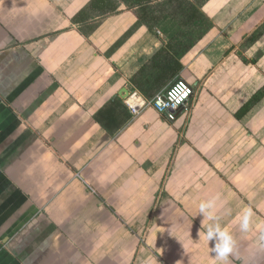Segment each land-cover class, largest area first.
I'll return each mask as SVG.
<instances>
[{
    "label": "crops",
    "instance_id": "0c3cea01",
    "mask_svg": "<svg viewBox=\"0 0 264 264\" xmlns=\"http://www.w3.org/2000/svg\"><path fill=\"white\" fill-rule=\"evenodd\" d=\"M89 1L0 0V264H214L211 197L229 264H264V0L205 1L185 52L171 18L79 15ZM176 79L193 95L174 122L146 109L111 134L94 118Z\"/></svg>",
    "mask_w": 264,
    "mask_h": 264
},
{
    "label": "trees",
    "instance_id": "16d2710c",
    "mask_svg": "<svg viewBox=\"0 0 264 264\" xmlns=\"http://www.w3.org/2000/svg\"><path fill=\"white\" fill-rule=\"evenodd\" d=\"M116 1L117 0H90L86 6V9L82 10L79 15L85 14L86 11L98 12L103 15L116 11L119 2ZM151 1L153 0H120V2L125 4L139 6L137 17L140 21L146 24L156 23L165 17V15H168L172 17V19L175 20L179 26L187 29L191 26L198 27L204 25L202 27V32L199 36V39L202 37L203 31L209 27L203 15L198 10V7H200L207 0H164L160 5L161 10L165 13L159 16H155L153 14V5H148V3ZM87 15L88 14L86 13L85 16ZM192 45L193 44L185 45L184 48H182V52H185L187 49L191 48ZM262 92V90L258 91L251 99V102L259 101L263 94ZM129 116V112H127L125 105L114 99L110 100L106 105H104L95 114L94 118L97 123H99L104 129L112 134L125 124Z\"/></svg>",
    "mask_w": 264,
    "mask_h": 264
},
{
    "label": "clouds",
    "instance_id": "9594fccd",
    "mask_svg": "<svg viewBox=\"0 0 264 264\" xmlns=\"http://www.w3.org/2000/svg\"><path fill=\"white\" fill-rule=\"evenodd\" d=\"M218 197L202 200L198 205V214L208 223L205 225L204 238L212 244L211 253L214 264H229V258L235 251V241L230 231L221 224L217 211ZM238 225L242 232H247L252 226V211L244 209L238 217Z\"/></svg>",
    "mask_w": 264,
    "mask_h": 264
},
{
    "label": "built area",
    "instance_id": "2783aa9c",
    "mask_svg": "<svg viewBox=\"0 0 264 264\" xmlns=\"http://www.w3.org/2000/svg\"><path fill=\"white\" fill-rule=\"evenodd\" d=\"M192 95V87L184 80L176 79L163 92L149 100L133 91L123 102L132 118L138 117L146 109H152L168 121L174 122L177 112L189 102Z\"/></svg>",
    "mask_w": 264,
    "mask_h": 264
},
{
    "label": "rangeland",
    "instance_id": "374dc122",
    "mask_svg": "<svg viewBox=\"0 0 264 264\" xmlns=\"http://www.w3.org/2000/svg\"><path fill=\"white\" fill-rule=\"evenodd\" d=\"M162 1H164V0H153L150 3H148V5H151V4L153 5L152 12L155 16H159V15L165 13L161 10L160 4ZM116 2H118V7H122L124 5V4H121L123 2H120V0H117ZM126 6L129 8H133V7L136 8L135 12L138 14L139 6L132 5V4H125V7ZM167 18H171V20H173L172 17H170L168 15H165V17H163L162 19H167ZM173 21L176 23V25L178 27L177 31L173 35V39L176 40V42L180 43V45H182V47L185 45H191V44L195 45L197 40H199V36L201 35L202 27L204 25H201L198 27H194V26L192 27L191 26V27H188V29H187V28L179 26L175 20H173Z\"/></svg>",
    "mask_w": 264,
    "mask_h": 264
},
{
    "label": "water",
    "instance_id": "95a60500",
    "mask_svg": "<svg viewBox=\"0 0 264 264\" xmlns=\"http://www.w3.org/2000/svg\"><path fill=\"white\" fill-rule=\"evenodd\" d=\"M118 95L121 100L125 101L129 96V92L126 89H123L118 93Z\"/></svg>",
    "mask_w": 264,
    "mask_h": 264
}]
</instances>
